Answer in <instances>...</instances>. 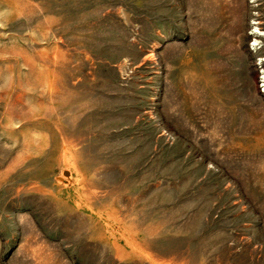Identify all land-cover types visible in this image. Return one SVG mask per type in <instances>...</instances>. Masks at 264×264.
Instances as JSON below:
<instances>
[{
  "label": "rangeland",
  "instance_id": "374dc122",
  "mask_svg": "<svg viewBox=\"0 0 264 264\" xmlns=\"http://www.w3.org/2000/svg\"><path fill=\"white\" fill-rule=\"evenodd\" d=\"M262 71L264 0H0V264H264Z\"/></svg>",
  "mask_w": 264,
  "mask_h": 264
},
{
  "label": "bare ground",
  "instance_id": "6f19581e",
  "mask_svg": "<svg viewBox=\"0 0 264 264\" xmlns=\"http://www.w3.org/2000/svg\"><path fill=\"white\" fill-rule=\"evenodd\" d=\"M252 33L257 34V35L260 34V33L257 32V29H256V28L252 31ZM262 73H263L262 78L264 79V71H262ZM263 85H264V84H263Z\"/></svg>",
  "mask_w": 264,
  "mask_h": 264
}]
</instances>
